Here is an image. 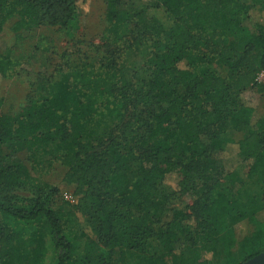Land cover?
Returning a JSON list of instances; mask_svg holds the SVG:
<instances>
[{
  "label": "trees",
  "instance_id": "1",
  "mask_svg": "<svg viewBox=\"0 0 264 264\" xmlns=\"http://www.w3.org/2000/svg\"><path fill=\"white\" fill-rule=\"evenodd\" d=\"M103 1L102 53L34 75L24 104L0 113V264H43L49 244L55 264H209L222 242L249 243L238 264L264 253V116L246 100L264 101V0ZM10 22L73 36L78 0H0V34ZM12 54H0L5 79ZM22 152L33 168L9 161ZM47 161L67 168L68 213L32 173ZM73 221L90 230L84 254Z\"/></svg>",
  "mask_w": 264,
  "mask_h": 264
},
{
  "label": "rangeland",
  "instance_id": "2",
  "mask_svg": "<svg viewBox=\"0 0 264 264\" xmlns=\"http://www.w3.org/2000/svg\"><path fill=\"white\" fill-rule=\"evenodd\" d=\"M80 11V29L73 35L68 36L57 29H38L30 32L23 31L16 35L13 31V23L6 25L0 34V54L10 49L13 51L12 60L18 63L16 70L9 79L0 74V113L14 111L18 106L23 105L30 91L31 81L34 75H56L60 69H74L82 63L88 64L97 58L98 48L102 47V38L107 28L106 6L103 0H78ZM102 50V48L100 49ZM88 59V60H87ZM138 58H130L125 61L126 73L139 62ZM67 71V70H66ZM225 75L226 72L223 71ZM264 82V77H263ZM246 100L256 107V117L264 116V101L259 100L253 94L247 95ZM234 138L239 141L241 134L234 133ZM236 150L230 147L222 155L224 162L230 167L238 163ZM47 158V157H46ZM48 159V158H47ZM21 161L33 168L34 159L29 154L22 152L9 161ZM37 160V159H36ZM231 160V161H230ZM43 161L40 159V162ZM39 162V161H38ZM67 172V168L60 163H40L32 173L41 178L51 186L60 188V194L56 199V208L68 213L74 204L72 188L64 187L61 181ZM178 179L176 176L168 178V185L177 188ZM192 205V199L185 198L178 202L175 207L181 212L188 211ZM173 207V206H172ZM68 238L77 247V254H84L85 239L81 234L83 230L90 233L85 226L73 221L68 229ZM155 245L154 250L158 249ZM229 247V252L227 248ZM182 248V241L175 244V251L178 254ZM249 243H235L226 246L220 244L219 253L214 261L209 264H238L248 254ZM56 252L51 244L48 245V252L43 264H55Z\"/></svg>",
  "mask_w": 264,
  "mask_h": 264
},
{
  "label": "water",
  "instance_id": "3",
  "mask_svg": "<svg viewBox=\"0 0 264 264\" xmlns=\"http://www.w3.org/2000/svg\"><path fill=\"white\" fill-rule=\"evenodd\" d=\"M243 264H264V253L248 260L247 262Z\"/></svg>",
  "mask_w": 264,
  "mask_h": 264
},
{
  "label": "built area",
  "instance_id": "4",
  "mask_svg": "<svg viewBox=\"0 0 264 264\" xmlns=\"http://www.w3.org/2000/svg\"><path fill=\"white\" fill-rule=\"evenodd\" d=\"M263 77H264V72H262L259 76H258V78H257V82L258 83H260V84H263L264 82H263Z\"/></svg>",
  "mask_w": 264,
  "mask_h": 264
}]
</instances>
